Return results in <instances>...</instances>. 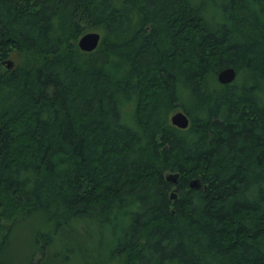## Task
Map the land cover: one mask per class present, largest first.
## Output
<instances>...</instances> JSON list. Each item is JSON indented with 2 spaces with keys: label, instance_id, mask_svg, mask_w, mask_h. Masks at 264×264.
I'll return each mask as SVG.
<instances>
[{
  "label": "trees",
  "instance_id": "1",
  "mask_svg": "<svg viewBox=\"0 0 264 264\" xmlns=\"http://www.w3.org/2000/svg\"><path fill=\"white\" fill-rule=\"evenodd\" d=\"M0 264H264V0H0Z\"/></svg>",
  "mask_w": 264,
  "mask_h": 264
},
{
  "label": "water",
  "instance_id": "2",
  "mask_svg": "<svg viewBox=\"0 0 264 264\" xmlns=\"http://www.w3.org/2000/svg\"><path fill=\"white\" fill-rule=\"evenodd\" d=\"M101 36H99L96 32H89L80 36L77 46L78 49L85 53H90L96 49L99 44ZM12 65L8 61L6 63V68L9 69ZM236 71L232 68H225L220 70L219 73L216 75L217 82L221 85H229L232 84L233 81L236 79ZM170 124L175 128L186 130L187 126L189 125V117L185 115L182 111H176L173 115L170 116ZM167 179L172 183H176L175 176H167ZM191 187L197 188V184L193 181L190 184Z\"/></svg>",
  "mask_w": 264,
  "mask_h": 264
},
{
  "label": "rangeland",
  "instance_id": "3",
  "mask_svg": "<svg viewBox=\"0 0 264 264\" xmlns=\"http://www.w3.org/2000/svg\"><path fill=\"white\" fill-rule=\"evenodd\" d=\"M96 33H98V32H96ZM99 36H100V33H99ZM8 61L11 62L12 66H17L21 62V56L16 54V53H12L10 56V59ZM177 111H179V110H177ZM31 227H32L31 225H27V226L21 228L20 230L16 231L17 233L15 235V239H13L14 245L11 249L12 252L10 254L11 257H13L12 255H13L14 250H15V253L17 255V253L19 252V249H21V247L23 246L22 243L26 246L27 243H24V242L27 241L28 233H29ZM25 254L26 253H24V255ZM24 255H22V253H21V257H20L22 260L21 263L23 262V257H25Z\"/></svg>",
  "mask_w": 264,
  "mask_h": 264
},
{
  "label": "flooded vegetation",
  "instance_id": "4",
  "mask_svg": "<svg viewBox=\"0 0 264 264\" xmlns=\"http://www.w3.org/2000/svg\"><path fill=\"white\" fill-rule=\"evenodd\" d=\"M7 62H8V61H7ZM7 62H6V63H7ZM9 62H10V61H9ZM6 63H5V64H6ZM10 64H11V62H10ZM11 65H12V64H11Z\"/></svg>",
  "mask_w": 264,
  "mask_h": 264
}]
</instances>
